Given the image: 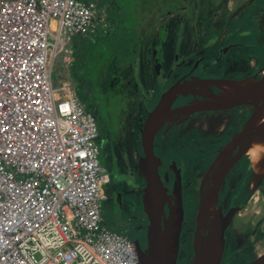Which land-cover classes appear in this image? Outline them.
Instances as JSON below:
<instances>
[{
  "label": "built area",
  "instance_id": "1",
  "mask_svg": "<svg viewBox=\"0 0 264 264\" xmlns=\"http://www.w3.org/2000/svg\"><path fill=\"white\" fill-rule=\"evenodd\" d=\"M109 28L97 0H0V264H140L106 223L99 126L72 77L75 38Z\"/></svg>",
  "mask_w": 264,
  "mask_h": 264
},
{
  "label": "flooded vegetation",
  "instance_id": "2",
  "mask_svg": "<svg viewBox=\"0 0 264 264\" xmlns=\"http://www.w3.org/2000/svg\"><path fill=\"white\" fill-rule=\"evenodd\" d=\"M194 2L180 0L179 8L167 9L171 18L173 10L180 12L181 26L177 41L169 30L166 52L163 51L167 67L154 68L151 78V73L143 72L142 59L141 70L134 73L132 82L124 81L125 85H134L137 101H141L142 107H137L136 103L138 112L133 118L134 130L130 129L129 148L119 134L118 143L110 147L112 170H107L110 184L105 189L103 212L123 229L122 233L135 242L140 240L145 246L148 221L142 204L146 183L139 171L143 156L141 133L164 92L178 85L180 92L167 111L168 116L160 122L154 141L155 153L160 159L159 172L169 194H174L179 182L182 186L186 223L177 264H190L194 257L192 243L198 208L207 197V189L214 185L212 175L220 168H216L217 160L228 152L226 166L215 180L217 208L223 215L233 214L226 235L223 264H246L264 254V176L258 187L253 188L255 174L247 153L250 124L259 107H264V101L210 110H198V107L225 99L220 87L222 83H243L247 86H238L250 87L251 82L264 80V0ZM247 19H250V27H246ZM249 36L255 37L253 46H247L243 40ZM147 61L151 63V60ZM75 81L78 87L83 85L79 79ZM233 88L240 90L237 86ZM82 89L80 87L79 92ZM131 92L133 94V89ZM86 94L89 95L87 91ZM82 99L97 119L99 144L106 142L105 131L95 112V101L92 102L93 98L89 96H82ZM251 203L255 205L251 206Z\"/></svg>",
  "mask_w": 264,
  "mask_h": 264
},
{
  "label": "rangeland",
  "instance_id": "3",
  "mask_svg": "<svg viewBox=\"0 0 264 264\" xmlns=\"http://www.w3.org/2000/svg\"><path fill=\"white\" fill-rule=\"evenodd\" d=\"M112 1L116 3V6L110 10L111 18L119 19L120 5L124 20H128L125 23L123 48L119 44V36L114 34L104 36L105 38L95 42L90 55L80 60L72 71V77H76L80 83H83L80 86L84 88L80 91L81 96L92 97V102L95 101L94 104L97 105L95 112L99 117L102 130L105 131V137L108 133L107 137H104L106 142L100 143V160L102 166L109 172L112 170L110 147L118 143L117 135L119 134L118 137H123L125 146L129 148L130 140H132L130 129H133L132 124L135 125L133 118L138 112L136 103L137 107H142L141 101H137L138 93L135 87L133 88L134 85H125L124 81L127 79L132 82L134 73H139L141 70L142 59L143 72L151 73V78L154 68L167 67L164 53L169 30H171L172 38H176L177 41L181 28L180 12L173 10L172 18L167 12V9L179 8V0ZM190 2L195 3L194 0ZM231 7L233 9L234 5L232 4ZM169 19H171L170 25ZM245 22L246 27L251 26L250 19ZM243 40L247 42V46H253L256 43L254 36ZM172 54L174 55L173 52ZM146 58L151 60L150 64ZM54 79L57 81L59 78L55 75ZM146 81L148 82L147 79ZM132 89L133 94H131ZM253 205L255 204L251 203V206ZM106 220L115 230L122 232L123 229L117 226L107 214ZM261 252L263 251H259Z\"/></svg>",
  "mask_w": 264,
  "mask_h": 264
},
{
  "label": "water",
  "instance_id": "4",
  "mask_svg": "<svg viewBox=\"0 0 264 264\" xmlns=\"http://www.w3.org/2000/svg\"><path fill=\"white\" fill-rule=\"evenodd\" d=\"M249 86L241 88L231 96L228 95L226 99L219 100L217 104L203 103L198 110L234 107L248 102L256 104V99L264 101V80L251 82ZM179 92L178 85L164 92L156 109L147 117L141 133L143 156L139 162V171L146 183L142 204L148 224L145 246H142L140 240L136 241L140 264H177L180 255L181 234L186 223L182 186L179 182L174 194H169V189L159 172L160 159L154 149L156 133L161 126L159 124L168 116L167 111ZM254 132L250 124L249 136ZM215 183L216 181L207 189V197L200 202L198 208L196 230L193 235L194 257L190 264H223L226 235L233 214L223 215L216 205L214 216L204 224L206 206L218 194V185ZM246 264H264V254Z\"/></svg>",
  "mask_w": 264,
  "mask_h": 264
},
{
  "label": "bare ground",
  "instance_id": "5",
  "mask_svg": "<svg viewBox=\"0 0 264 264\" xmlns=\"http://www.w3.org/2000/svg\"><path fill=\"white\" fill-rule=\"evenodd\" d=\"M228 3H229V1H228ZM216 13H217V10H216ZM249 83H248V85H249ZM238 85H244V84L243 83H239ZM238 85L236 83H231V84L222 83L221 86H220L221 89H222V94H223L222 97L223 98L225 97V99H226V97L228 95L231 96V95L235 94L237 92V90L235 88H233V86H237L239 89L243 88V87H240ZM201 86H202V84H201ZM244 86H247V85H244ZM139 93H140V91H139ZM260 100L261 99H256V102H257L256 104H260L259 103ZM262 108H259L260 110L256 113L255 118L251 121V127H252V129L255 132L252 135L248 136V142H247V153H248V155L250 157L251 166H252V168L254 170V174H255V177L252 180L253 181L252 182V187L253 188L258 187L261 178L264 176V107H262ZM234 143H235V141L232 142V146L234 145ZM230 145H231V143H230ZM228 156H229V152L227 153L226 156L222 155L217 160V163L215 164L216 165V168L217 167H220V168L218 170L215 169V171H214V173L212 175V178H211V183H214L215 182V180L217 179V175L220 173V170L223 167L226 166V162H227ZM172 174H173V172H172ZM247 192H249V191H247ZM131 199H132V197H131ZM260 200H261V198H260ZM133 201H134V198H133ZM216 205H217V197H213V199L206 206V209H205L206 215H205V222H204V224H206V222H208L214 216ZM141 232H143V231H141ZM141 232H140V234H142ZM234 248H235V246H234Z\"/></svg>",
  "mask_w": 264,
  "mask_h": 264
},
{
  "label": "crops",
  "instance_id": "6",
  "mask_svg": "<svg viewBox=\"0 0 264 264\" xmlns=\"http://www.w3.org/2000/svg\"><path fill=\"white\" fill-rule=\"evenodd\" d=\"M97 1H99L100 5L105 6L108 10V19L110 22V28L107 31L108 33L106 32L104 34L97 35L93 40H89L87 38H82V37H76L75 38L73 46H74L75 55H76V62L74 64L73 69L76 68V66L80 60H82L85 57H87L88 55H90V51H91L92 47L95 46L94 45L95 42H98V40H102L103 38H105L104 36H108L110 34H114V36H119V44H120L121 48H123V45H124L123 44V39H124L123 35L125 32L124 29L126 27L125 23L128 20H124L122 8L119 5V19L115 20V18L114 19L111 18L110 10L112 9V7L116 6V3L115 2L113 3L112 0H97ZM147 12L149 13V10H147ZM118 33H119V35H118ZM73 69H72V71H73ZM75 80H77V79H75ZM125 81H127V79ZM104 217L106 219V215ZM106 223H107V220H106ZM110 227L113 228L112 226H110Z\"/></svg>",
  "mask_w": 264,
  "mask_h": 264
},
{
  "label": "trees",
  "instance_id": "7",
  "mask_svg": "<svg viewBox=\"0 0 264 264\" xmlns=\"http://www.w3.org/2000/svg\"><path fill=\"white\" fill-rule=\"evenodd\" d=\"M164 5V4H163ZM179 6H180V0H179Z\"/></svg>",
  "mask_w": 264,
  "mask_h": 264
}]
</instances>
